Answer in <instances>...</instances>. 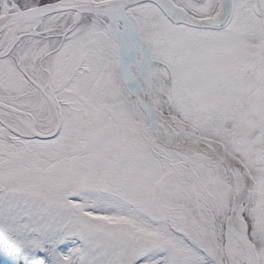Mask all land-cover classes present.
Wrapping results in <instances>:
<instances>
[{
	"label": "snow or ice",
	"instance_id": "1",
	"mask_svg": "<svg viewBox=\"0 0 264 264\" xmlns=\"http://www.w3.org/2000/svg\"><path fill=\"white\" fill-rule=\"evenodd\" d=\"M0 264H264V0H0Z\"/></svg>",
	"mask_w": 264,
	"mask_h": 264
}]
</instances>
